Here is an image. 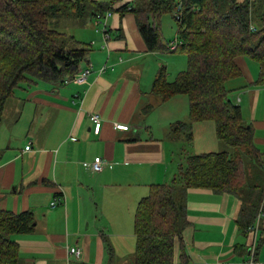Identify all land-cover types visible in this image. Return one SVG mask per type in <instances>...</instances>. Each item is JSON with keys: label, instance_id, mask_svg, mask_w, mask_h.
Segmentation results:
<instances>
[{"label": "crops", "instance_id": "crops-1", "mask_svg": "<svg viewBox=\"0 0 264 264\" xmlns=\"http://www.w3.org/2000/svg\"><path fill=\"white\" fill-rule=\"evenodd\" d=\"M132 1L116 5L107 20V41L102 34L90 38L87 64L93 72L83 83L77 82L81 76L63 85L32 80L22 94L15 91L10 98L28 111L24 137L9 132L0 138V210L30 212L33 218L30 233L13 237L20 264H135L134 216L139 202L151 186L172 183L186 153H215L210 151L215 146L185 153L180 134L172 132L175 124L189 122V101L183 95L161 101L151 93L162 60L154 66V76H141L131 68L141 58L168 53L149 52L134 15L117 11ZM165 21L175 26L173 41H163L171 49L177 27L171 16ZM79 37L83 42L82 33ZM235 63L241 76L226 88L230 102L240 107L252 128L258 151L252 162L264 180L260 67L247 57H237ZM104 64L108 68L100 73ZM15 109L20 120L24 112ZM92 116L101 124L98 134ZM206 123L192 125L200 138L209 129ZM97 157L104 161L100 173L83 166ZM54 201L59 202L55 207ZM185 205L188 224L182 237L190 264H246L255 238V264H264V215L245 233L237 224L241 201L234 195L188 189ZM70 248L80 255L70 256Z\"/></svg>", "mask_w": 264, "mask_h": 264}, {"label": "trees", "instance_id": "trees-1", "mask_svg": "<svg viewBox=\"0 0 264 264\" xmlns=\"http://www.w3.org/2000/svg\"><path fill=\"white\" fill-rule=\"evenodd\" d=\"M121 1L0 0V115L21 83L63 85L88 67L90 45L51 27V18L58 16L61 7L74 8L82 16L92 6L93 19L114 12L113 6ZM249 4L250 0H133L117 10L134 15L149 52L177 53L187 59L186 70L171 82L163 66L151 89L161 101L180 95L188 98L189 122L175 124L172 132L187 131L191 142L194 123L212 122L217 140L230 150L187 156L170 185L150 187L134 216L135 264H190L182 237L188 224V189L238 197L237 224L242 232H249L264 215V185L244 190V158L253 160L258 153L252 128L244 122L240 107L230 102L226 88L227 82L241 76L237 57L258 63L257 85H264V9L253 22ZM179 6L180 15L173 20L177 46L171 51L163 44L159 21ZM256 20L261 27L252 25H257ZM32 229L30 212L0 210V264H20L13 237Z\"/></svg>", "mask_w": 264, "mask_h": 264}, {"label": "rangeland", "instance_id": "rangeland-1", "mask_svg": "<svg viewBox=\"0 0 264 264\" xmlns=\"http://www.w3.org/2000/svg\"><path fill=\"white\" fill-rule=\"evenodd\" d=\"M94 1H100V0H94ZM119 4V3H118ZM114 5V12L116 11V5ZM92 6H88L87 11L82 16H78V10H74V8H70L69 6H63L61 7V11L59 12L57 17L51 18V27L58 32L65 33L67 35L74 36L77 40H80L79 33H82L81 40L84 43H90L93 42L90 40V38L99 37L100 34H102V24H96V18L94 17L91 19V14L89 13V9ZM264 9V0H250L249 4V10H250V18L254 22L255 16L259 12H261ZM112 12V14L114 13ZM181 12V7L176 8L174 10V13L170 15L172 19L178 17ZM179 14V15H178ZM169 15L165 14L161 16V19L159 21V27L161 32L163 33V41H173L174 35H175V26L170 27V24L167 23L168 18H170ZM261 17H263V13L260 14ZM165 18V19H164ZM93 21V22H92ZM257 21V20H256ZM255 27H261V23L257 21V25L254 23ZM95 24L96 26H92L91 24ZM91 27V31L88 29ZM108 33V32H107ZM109 35V34H108ZM89 38V39H88ZM87 39V40H86ZM168 39V40H167ZM174 43L177 44V41ZM186 57L184 55L180 54H173V53H159L154 54L152 56H149L147 58H141L139 61L132 63L131 68L137 69L140 72L141 76H154V66L158 62L159 59L162 60L164 66H168L167 71V79L168 81H173L175 77L178 75L179 71H184L186 69ZM25 83H21L20 87L17 88L16 95L19 96L22 94L21 89L26 88ZM146 87V83H144V88ZM12 106L13 109H12ZM20 108L21 112H24L22 114V118L19 120V112L16 111L15 108ZM27 109L24 108V105L20 101H12V99H8L5 103L4 109L0 115V138L4 139L7 138L9 132H13L14 136L16 135L17 138H20L21 136L24 137L25 135V128L28 124V117L27 115ZM209 126V129L201 136H199V133L197 132V129H191L190 133L193 137L192 142H190L188 138V132L187 131H181L180 136L181 139L179 142L181 143L182 149L190 154L194 153V149H203V146H206L207 149L210 147H214L215 153H220L223 151H230L226 145L219 142L214 133V124L212 122L206 123ZM193 128V127H192ZM195 128V127H194ZM197 128V127H196ZM175 136V135H174ZM179 136V137H180ZM176 137V136H175ZM205 139V142H204ZM212 143L211 145L206 143L209 142ZM201 151V150H200ZM196 155V154H193ZM186 156H191L186 153ZM252 160L249 156H245L244 158V190L248 189V187L253 186L256 182H259V186H262L264 183V180L262 178L263 174L256 170V168L253 166ZM259 175V177H258ZM264 203V199H263ZM263 206H260V209H262ZM262 215V213H260ZM262 217V216H261ZM133 232V230H132Z\"/></svg>", "mask_w": 264, "mask_h": 264}, {"label": "built area", "instance_id": "built-area-1", "mask_svg": "<svg viewBox=\"0 0 264 264\" xmlns=\"http://www.w3.org/2000/svg\"><path fill=\"white\" fill-rule=\"evenodd\" d=\"M111 16H112V12L109 11V12L105 13L103 16L98 15L97 18H96V24H102V31L101 32H102V37H103L104 41H107L109 39V35L107 33V20ZM251 29L254 30V28H251ZM176 46H177L176 43L172 44L171 49L174 50L176 48ZM107 68H108V66L104 64L99 70L100 73L105 72L107 70ZM92 69H93L92 66L88 65V67L81 73V75H80L81 77H79V79H77V82L78 83H83L86 80L87 76H90V74L93 72ZM91 120L93 122H95L94 132L96 134H98L100 126H101V124L99 123L98 117L97 116H92ZM115 127L118 130H128V127L125 126V125H116ZM29 148L30 147L27 146L25 149L29 150ZM83 166L85 168H90L95 173H100L103 170V168H104V161L101 158L97 157V158L94 159V161L92 163H90V164L84 163ZM57 203H59V202L58 201H54V202L51 203V206L55 207ZM249 230L252 231L253 227L250 228ZM255 243H256V238L253 240V245H252V248H251L252 253L250 255V258L247 260L246 264H255V261H254V252H255L254 248L256 247ZM68 252H69L70 256L78 257L80 255V252H79V250L77 248H70L68 250ZM213 264H217V263H213ZM218 264H228V263H221L220 262Z\"/></svg>", "mask_w": 264, "mask_h": 264}]
</instances>
